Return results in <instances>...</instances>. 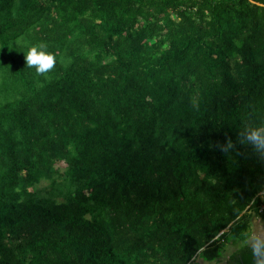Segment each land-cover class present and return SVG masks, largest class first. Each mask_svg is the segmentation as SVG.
<instances>
[{
	"label": "trees",
	"instance_id": "obj_1",
	"mask_svg": "<svg viewBox=\"0 0 264 264\" xmlns=\"http://www.w3.org/2000/svg\"><path fill=\"white\" fill-rule=\"evenodd\" d=\"M252 124L264 0H0V264H264Z\"/></svg>",
	"mask_w": 264,
	"mask_h": 264
},
{
	"label": "clouds",
	"instance_id": "obj_2",
	"mask_svg": "<svg viewBox=\"0 0 264 264\" xmlns=\"http://www.w3.org/2000/svg\"><path fill=\"white\" fill-rule=\"evenodd\" d=\"M24 51V50H23ZM25 52L26 66L34 68L37 74H47L55 67L56 58L50 50L48 43L38 42L31 45ZM239 140L246 144L252 152L261 159H264V124H252L246 126L240 133ZM234 145L231 141L227 144L228 148ZM257 256H264V246L257 245L254 247Z\"/></svg>",
	"mask_w": 264,
	"mask_h": 264
},
{
	"label": "rangeland",
	"instance_id": "obj_3",
	"mask_svg": "<svg viewBox=\"0 0 264 264\" xmlns=\"http://www.w3.org/2000/svg\"><path fill=\"white\" fill-rule=\"evenodd\" d=\"M254 222H255V225L252 224L253 226L251 227V230H250V236H251L250 242L254 243L258 240L264 242V229H263L264 220L263 219L258 220V218H256ZM260 232L262 233L263 236H260L261 235ZM258 233L260 234L259 236L257 235ZM234 249H235L234 246L230 248V250H234ZM196 262L199 264H208V263H203L200 259H196Z\"/></svg>",
	"mask_w": 264,
	"mask_h": 264
},
{
	"label": "built area",
	"instance_id": "obj_4",
	"mask_svg": "<svg viewBox=\"0 0 264 264\" xmlns=\"http://www.w3.org/2000/svg\"><path fill=\"white\" fill-rule=\"evenodd\" d=\"M260 213H264V203H262L259 207Z\"/></svg>",
	"mask_w": 264,
	"mask_h": 264
},
{
	"label": "crops",
	"instance_id": "obj_5",
	"mask_svg": "<svg viewBox=\"0 0 264 264\" xmlns=\"http://www.w3.org/2000/svg\"><path fill=\"white\" fill-rule=\"evenodd\" d=\"M262 195H263V194H262ZM260 219H262V218H261V217H258V220H260ZM254 221H255V219H254ZM254 221H253V225H255V222H254ZM253 225H252V226H253ZM263 229H264V227H263ZM260 234H261V235H260ZM260 234L258 233L257 235H258V236H259V235H260V236H263L261 232H260Z\"/></svg>",
	"mask_w": 264,
	"mask_h": 264
}]
</instances>
